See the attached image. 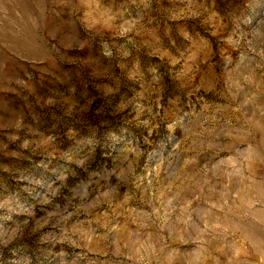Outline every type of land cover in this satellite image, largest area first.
I'll list each match as a JSON object with an SVG mask.
<instances>
[{"label":"clouds","instance_id":"clouds-1","mask_svg":"<svg viewBox=\"0 0 264 264\" xmlns=\"http://www.w3.org/2000/svg\"><path fill=\"white\" fill-rule=\"evenodd\" d=\"M169 4L31 0L6 30L57 63L0 75V264H264V0H228L191 90L155 32L208 9Z\"/></svg>","mask_w":264,"mask_h":264},{"label":"rangeland","instance_id":"rangeland-1","mask_svg":"<svg viewBox=\"0 0 264 264\" xmlns=\"http://www.w3.org/2000/svg\"><path fill=\"white\" fill-rule=\"evenodd\" d=\"M0 3L3 4V10L0 11V75L8 77L15 70V61L23 59L33 70V76L39 80L42 74L49 72L55 66L57 55L43 51L39 54V59L32 55H13L3 42L7 34L6 30L13 24L21 25L26 19L31 8V0H0ZM197 3L202 4L208 11L202 12L195 18L169 19L167 16H163L160 18L159 26L155 32L159 45L178 61L175 65L169 64V69L179 73L187 65L191 70V83L187 86L189 90L200 84L204 71L202 60L205 45L210 43L214 51L220 47L224 24V20L221 18L225 17L228 11V0H197ZM161 4L164 8L171 7L169 0H161ZM212 13L217 14L214 20L209 19ZM145 39L149 42L152 41L151 36H147ZM59 58H64L62 52ZM156 59L158 58L153 57V60ZM13 91V88L0 86V95L10 94ZM205 98H208L207 94Z\"/></svg>","mask_w":264,"mask_h":264}]
</instances>
